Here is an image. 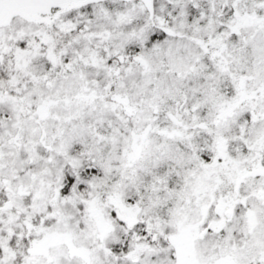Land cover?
<instances>
[{
  "label": "snow or ice",
  "instance_id": "snow-or-ice-1",
  "mask_svg": "<svg viewBox=\"0 0 264 264\" xmlns=\"http://www.w3.org/2000/svg\"><path fill=\"white\" fill-rule=\"evenodd\" d=\"M0 264H264V0H0Z\"/></svg>",
  "mask_w": 264,
  "mask_h": 264
}]
</instances>
